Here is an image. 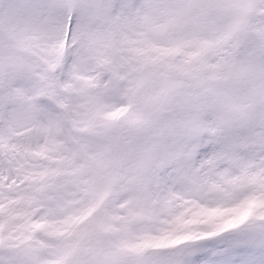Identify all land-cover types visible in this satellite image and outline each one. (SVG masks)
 Returning <instances> with one entry per match:
<instances>
[{
  "label": "snow or ice",
  "instance_id": "obj_1",
  "mask_svg": "<svg viewBox=\"0 0 264 264\" xmlns=\"http://www.w3.org/2000/svg\"><path fill=\"white\" fill-rule=\"evenodd\" d=\"M0 264H264V0H0Z\"/></svg>",
  "mask_w": 264,
  "mask_h": 264
}]
</instances>
